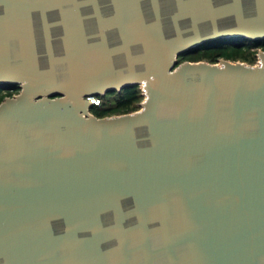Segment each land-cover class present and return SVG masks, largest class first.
I'll return each mask as SVG.
<instances>
[{"label": "water", "instance_id": "water-1", "mask_svg": "<svg viewBox=\"0 0 264 264\" xmlns=\"http://www.w3.org/2000/svg\"><path fill=\"white\" fill-rule=\"evenodd\" d=\"M234 36L264 0H0V264H264V50L177 65Z\"/></svg>", "mask_w": 264, "mask_h": 264}, {"label": "trees", "instance_id": "trees-1", "mask_svg": "<svg viewBox=\"0 0 264 264\" xmlns=\"http://www.w3.org/2000/svg\"><path fill=\"white\" fill-rule=\"evenodd\" d=\"M264 50L263 39H248L241 36L219 38L206 41L192 47L178 55L177 65L183 61L205 60L212 63L220 59L231 61H244L255 64L258 60L257 53ZM18 84L4 83L0 85V103L6 98L20 92ZM99 105H93L90 112L98 117L119 115L134 112L140 109L144 94L139 84H130L120 90L112 89L104 95L97 96Z\"/></svg>", "mask_w": 264, "mask_h": 264}, {"label": "built area", "instance_id": "built-area-1", "mask_svg": "<svg viewBox=\"0 0 264 264\" xmlns=\"http://www.w3.org/2000/svg\"><path fill=\"white\" fill-rule=\"evenodd\" d=\"M91 102L94 105H99L100 104V99L98 97H91Z\"/></svg>", "mask_w": 264, "mask_h": 264}, {"label": "rangeland", "instance_id": "rangeland-1", "mask_svg": "<svg viewBox=\"0 0 264 264\" xmlns=\"http://www.w3.org/2000/svg\"><path fill=\"white\" fill-rule=\"evenodd\" d=\"M258 61V60H257ZM257 61H256V63H257Z\"/></svg>", "mask_w": 264, "mask_h": 264}]
</instances>
